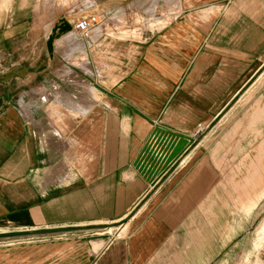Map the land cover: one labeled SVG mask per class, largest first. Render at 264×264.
Returning a JSON list of instances; mask_svg holds the SVG:
<instances>
[{
  "label": "crops",
  "instance_id": "obj_1",
  "mask_svg": "<svg viewBox=\"0 0 264 264\" xmlns=\"http://www.w3.org/2000/svg\"><path fill=\"white\" fill-rule=\"evenodd\" d=\"M14 4L0 30V264H153L204 172L186 170L195 148L156 185L136 160L155 127L193 136L242 91L264 62V0ZM90 15L84 39L74 26Z\"/></svg>",
  "mask_w": 264,
  "mask_h": 264
},
{
  "label": "rangeland",
  "instance_id": "obj_2",
  "mask_svg": "<svg viewBox=\"0 0 264 264\" xmlns=\"http://www.w3.org/2000/svg\"><path fill=\"white\" fill-rule=\"evenodd\" d=\"M14 2L0 0V30L12 23ZM257 67L187 153L197 149L186 170L202 163V185H188L189 217L153 264H264V62ZM135 212L103 230L115 234Z\"/></svg>",
  "mask_w": 264,
  "mask_h": 264
},
{
  "label": "water",
  "instance_id": "obj_3",
  "mask_svg": "<svg viewBox=\"0 0 264 264\" xmlns=\"http://www.w3.org/2000/svg\"><path fill=\"white\" fill-rule=\"evenodd\" d=\"M195 142L192 135L157 126L135 165L153 185H156Z\"/></svg>",
  "mask_w": 264,
  "mask_h": 264
},
{
  "label": "built area",
  "instance_id": "obj_4",
  "mask_svg": "<svg viewBox=\"0 0 264 264\" xmlns=\"http://www.w3.org/2000/svg\"><path fill=\"white\" fill-rule=\"evenodd\" d=\"M100 23V18L97 15H90L89 17L79 18L74 29L84 39H90L92 30ZM204 127H199L193 134L196 138L202 132Z\"/></svg>",
  "mask_w": 264,
  "mask_h": 264
},
{
  "label": "bare ground",
  "instance_id": "obj_5",
  "mask_svg": "<svg viewBox=\"0 0 264 264\" xmlns=\"http://www.w3.org/2000/svg\"><path fill=\"white\" fill-rule=\"evenodd\" d=\"M194 139H195V141H196V138H195V137H194ZM191 147H192V146H191ZM191 147H190V148H191ZM188 150H189V149H188ZM188 150H187V151H188ZM184 154H185V153H184Z\"/></svg>",
  "mask_w": 264,
  "mask_h": 264
}]
</instances>
